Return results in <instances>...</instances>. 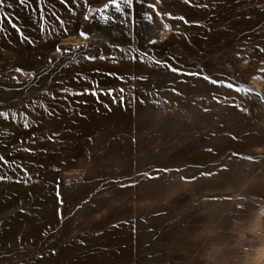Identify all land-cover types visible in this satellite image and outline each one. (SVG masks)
I'll return each mask as SVG.
<instances>
[{
	"label": "rangeland",
	"instance_id": "rangeland-1",
	"mask_svg": "<svg viewBox=\"0 0 264 264\" xmlns=\"http://www.w3.org/2000/svg\"><path fill=\"white\" fill-rule=\"evenodd\" d=\"M0 264H264V0H0Z\"/></svg>",
	"mask_w": 264,
	"mask_h": 264
},
{
	"label": "snow or ice",
	"instance_id": "snow-or-ice-1",
	"mask_svg": "<svg viewBox=\"0 0 264 264\" xmlns=\"http://www.w3.org/2000/svg\"><path fill=\"white\" fill-rule=\"evenodd\" d=\"M131 0H125V3H130ZM81 35H84L83 33H81Z\"/></svg>",
	"mask_w": 264,
	"mask_h": 264
}]
</instances>
